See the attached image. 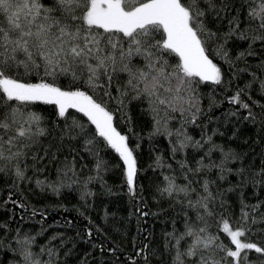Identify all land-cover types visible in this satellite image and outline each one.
<instances>
[{
	"label": "trees",
	"instance_id": "obj_1",
	"mask_svg": "<svg viewBox=\"0 0 264 264\" xmlns=\"http://www.w3.org/2000/svg\"><path fill=\"white\" fill-rule=\"evenodd\" d=\"M214 2L216 8L209 9L200 0L206 28L216 33L201 38L221 70L222 83L194 79L195 92L189 95L200 109L195 123L189 112L162 108L157 114L147 98L134 99L131 89L121 95L117 88L126 87L127 72L115 74L104 89L110 96H104L88 85L86 75L72 82L71 75L46 76L43 64L30 73L19 70L22 82L55 83L103 103L113 113L114 127L128 138L137 173L130 192L123 161L96 136L83 113L69 109L70 115L62 118L55 105L0 100V113L10 112L5 104L11 105L19 109V123L25 128L31 124V139L21 138L11 149L21 155L0 161V264H23L13 251L21 246L51 264H174L177 250L191 243L188 237L176 243L186 222L196 229L206 227L204 235L217 237V245L232 247L222 231L228 220L234 230L249 229L242 239L264 247V39L255 38L264 30L249 19L260 0ZM166 60L172 66L178 63L174 54ZM144 64L141 56L131 58L133 70ZM238 93L247 109L230 102ZM33 114L41 117L39 124L29 120ZM17 166L24 179L16 176ZM170 181L175 186L171 195L163 191ZM185 186L187 192L179 191ZM209 193L212 215L201 208L204 219L199 220L189 201L203 203ZM243 205L248 206V219L243 218ZM26 238L32 242L24 244ZM212 251L216 259L224 256ZM248 264H264V257L249 251Z\"/></svg>",
	"mask_w": 264,
	"mask_h": 264
},
{
	"label": "snow or ice",
	"instance_id": "obj_2",
	"mask_svg": "<svg viewBox=\"0 0 264 264\" xmlns=\"http://www.w3.org/2000/svg\"><path fill=\"white\" fill-rule=\"evenodd\" d=\"M205 3L209 9L216 8L214 0H205ZM205 16L200 0H0V100L55 105L62 118L70 115L69 109L83 113L95 126L96 136L103 138L123 161L128 189L132 192L136 159L128 146V138L114 127L113 113L84 91L62 90L55 83L22 82L17 74L21 68L30 73L43 64L46 76L71 75L75 82L86 75L91 88L110 96L104 89L111 85L117 72H127L126 87L117 88L121 95L126 96L131 89L136 92L134 99L147 98L157 114L162 108L166 112H189L195 123V113L200 109L189 95L195 92L194 79L198 78L197 83H222L221 70L206 54L205 41L201 38L204 34L209 39L216 35L206 28ZM249 19L257 21L264 30V0L251 8ZM255 38L264 39V35ZM168 54L178 57V63L170 65L166 60ZM133 55L144 59L143 68L133 70ZM230 102L239 103L245 109L249 107L240 100L239 93ZM5 107L11 111L0 113V161H11L21 155L11 150L16 142L21 138L31 139L28 135L31 124L25 128L17 120L19 109L8 104ZM29 120L39 124L41 117L33 114ZM38 134L44 135L45 130L39 128ZM86 143L91 145L93 141ZM5 151L9 153L7 157ZM16 176L25 178L19 166ZM204 189L208 191L207 183ZM174 190L171 181L163 189L169 195ZM179 191L187 192V186ZM210 197L211 193L202 197L203 203L189 201L199 220L204 219L201 208L212 215L207 202ZM247 207L242 206L244 219H248V212L244 211ZM248 230L242 226L234 230L224 220L222 231L230 239L232 247H229L217 245L215 236L204 235L206 227L196 229L186 222L185 231L176 237V243L180 245L185 237L191 238V243L184 251L177 250L174 264H248L249 251L264 257V247L242 239ZM31 242L26 238L24 244ZM213 249L223 252L224 256L216 259ZM13 251L19 252L23 264H51L37 259L26 246ZM44 251L41 248V253ZM47 251L52 254L51 249Z\"/></svg>",
	"mask_w": 264,
	"mask_h": 264
},
{
	"label": "rangeland",
	"instance_id": "obj_3",
	"mask_svg": "<svg viewBox=\"0 0 264 264\" xmlns=\"http://www.w3.org/2000/svg\"><path fill=\"white\" fill-rule=\"evenodd\" d=\"M214 63V62H213Z\"/></svg>",
	"mask_w": 264,
	"mask_h": 264
}]
</instances>
